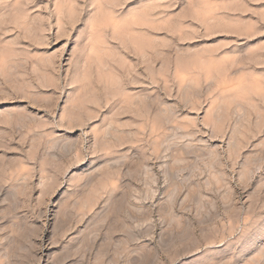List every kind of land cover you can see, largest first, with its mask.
Masks as SVG:
<instances>
[{
  "label": "rangeland",
  "instance_id": "374dc122",
  "mask_svg": "<svg viewBox=\"0 0 264 264\" xmlns=\"http://www.w3.org/2000/svg\"><path fill=\"white\" fill-rule=\"evenodd\" d=\"M129 2L0 0V264H264V0Z\"/></svg>",
  "mask_w": 264,
  "mask_h": 264
},
{
  "label": "snow or ice",
  "instance_id": "6c2138e0",
  "mask_svg": "<svg viewBox=\"0 0 264 264\" xmlns=\"http://www.w3.org/2000/svg\"><path fill=\"white\" fill-rule=\"evenodd\" d=\"M137 2V0H130L129 2V7L133 6V4H135ZM262 27H264V25H262ZM261 37H264V35H261ZM70 46V45H69Z\"/></svg>",
  "mask_w": 264,
  "mask_h": 264
},
{
  "label": "bare ground",
  "instance_id": "6f19581e",
  "mask_svg": "<svg viewBox=\"0 0 264 264\" xmlns=\"http://www.w3.org/2000/svg\"><path fill=\"white\" fill-rule=\"evenodd\" d=\"M3 9H6V8H3ZM2 14H3V13H2ZM2 16H3V15H2ZM1 23H3L2 20H1ZM1 28H2V25H0V32H2V31H1ZM133 102H134V101H133ZM18 112H19V111H18ZM11 115H12V114H11ZM13 115H14V114H13ZM16 117H17V116H16ZM18 117H19V116H18ZM20 117H21V116H20ZM22 117H23V116H22ZM14 120H15V119H14ZM27 126H28V125H27ZM72 143H73V142H72Z\"/></svg>",
  "mask_w": 264,
  "mask_h": 264
}]
</instances>
